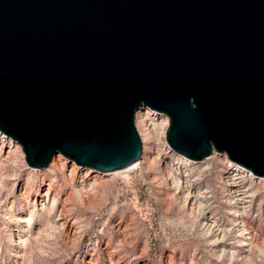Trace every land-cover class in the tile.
Returning a JSON list of instances; mask_svg holds the SVG:
<instances>
[{"label":"water","instance_id":"obj_1","mask_svg":"<svg viewBox=\"0 0 264 264\" xmlns=\"http://www.w3.org/2000/svg\"><path fill=\"white\" fill-rule=\"evenodd\" d=\"M147 108L180 157L264 178V0H0V132L29 168L136 166Z\"/></svg>","mask_w":264,"mask_h":264},{"label":"rangeland","instance_id":"obj_2","mask_svg":"<svg viewBox=\"0 0 264 264\" xmlns=\"http://www.w3.org/2000/svg\"><path fill=\"white\" fill-rule=\"evenodd\" d=\"M165 117L136 113L140 165L109 174L31 169L0 132V264H264V181L180 157Z\"/></svg>","mask_w":264,"mask_h":264},{"label":"bare ground","instance_id":"obj_3","mask_svg":"<svg viewBox=\"0 0 264 264\" xmlns=\"http://www.w3.org/2000/svg\"><path fill=\"white\" fill-rule=\"evenodd\" d=\"M147 112H150V109L147 108ZM156 117L160 118V117H165V116L160 115V116H156ZM168 127H169V120H168V118L165 117V123L163 124L162 133H161V136H162L163 139L166 136V132H167ZM1 135L3 136V134H1ZM2 138L5 140V142H7L6 146L8 147L9 146V143H10L9 142V138L6 139L5 136L2 137ZM12 145H13V147L9 146L8 154L11 153V151L13 150V148H16L17 147L18 149H20V145L17 142H13ZM57 156L54 157L55 160L53 159L54 161H52L53 163L49 167V170L51 169L55 174H57L60 171H64L63 169L65 167L64 166V163L62 161L63 158L61 157V155H57ZM0 158H2V157H0ZM213 159H216L215 156L213 157ZM191 162H193V161H191ZM139 165H140V163H138L136 166H134L132 168L127 169L126 171H130L132 169H135ZM229 166L231 167V169L233 170V173L235 175L251 176L255 180H260V181L263 180L264 181V178L254 177L251 172L243 171V170L239 169L238 165H236V164H234V163H232L230 161H229ZM49 189H48V191H49Z\"/></svg>","mask_w":264,"mask_h":264}]
</instances>
